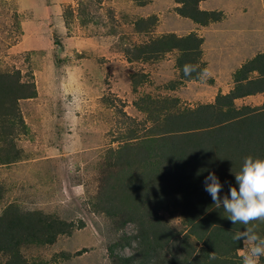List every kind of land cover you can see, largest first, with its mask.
Wrapping results in <instances>:
<instances>
[{
  "label": "rangeland",
  "instance_id": "1",
  "mask_svg": "<svg viewBox=\"0 0 264 264\" xmlns=\"http://www.w3.org/2000/svg\"><path fill=\"white\" fill-rule=\"evenodd\" d=\"M177 6L176 0L146 5L135 0H0V71L19 70L38 90L35 98L20 101L26 132L9 130L2 138L0 127V147L14 143L21 149L19 160L0 163V215L16 205L21 212L42 211L76 225L54 244L23 246L28 264H117L120 257L136 255L137 224L120 227L90 206L106 150L117 146L129 128L143 129L146 115L136 104L142 95L177 96L183 106L193 107L213 102L220 85L228 84L212 76L171 89L179 76L176 52L131 61L129 49L164 33L195 31L204 38L202 60L213 73L231 51L238 58L261 52L264 0H206L205 8L222 12L220 21L229 11L244 12L238 17L241 32L227 36L219 34V24L204 28L179 15ZM153 15L150 31L136 28L139 18ZM248 20L257 22V32H246ZM220 35L231 44L226 46ZM248 40L251 50L245 53ZM134 73L146 75L137 88ZM161 215L172 227L187 231L179 213ZM164 256L148 264H169ZM7 257L0 253V261Z\"/></svg>",
  "mask_w": 264,
  "mask_h": 264
},
{
  "label": "trees",
  "instance_id": "2",
  "mask_svg": "<svg viewBox=\"0 0 264 264\" xmlns=\"http://www.w3.org/2000/svg\"><path fill=\"white\" fill-rule=\"evenodd\" d=\"M151 1L135 0L138 5ZM176 1L179 15L202 26L222 18L221 11L202 9L204 0ZM155 22L154 15L141 17L136 28L150 31ZM203 43L204 38L195 31L185 35L168 32L134 45L128 50L132 52L128 58L147 61L176 52L179 76L170 87L175 89L178 84L198 80L195 73L185 77L183 66L205 68ZM145 77L144 73H134V87ZM234 83L213 102L193 107L183 106L177 96L139 97L136 104L146 115L143 129L129 128L117 146L106 150L98 191L90 201L94 212L106 215L120 227L127 223L138 226L134 235L138 253L120 257L117 264H148L163 253L169 256V264H242L239 251L243 242L232 237L246 226L232 224L223 208L214 205L204 190V179L214 172L223 185V197L230 185L237 186L234 174L240 171L245 157L264 159V103H236L239 98L264 94V51L235 71ZM37 95L36 83L24 81L19 70L0 71L2 138L9 130L19 134L27 131L20 101ZM0 152L1 164L21 157V149L14 143L0 147ZM165 211L179 213L187 231L168 224L161 215ZM249 226H255L258 235L264 237V223ZM75 228L73 221L37 210L21 212L16 205H9L0 215V253L8 256L0 264H28L23 246L54 244ZM260 264H264V257Z\"/></svg>",
  "mask_w": 264,
  "mask_h": 264
},
{
  "label": "clouds",
  "instance_id": "3",
  "mask_svg": "<svg viewBox=\"0 0 264 264\" xmlns=\"http://www.w3.org/2000/svg\"><path fill=\"white\" fill-rule=\"evenodd\" d=\"M206 82L212 78L210 68H200L199 65L185 64L183 75ZM236 185L229 186V191L223 197V185L214 172H210L204 179V190L211 196L217 207H222L228 214L232 224L246 227L233 235L234 241H242L246 251L241 253L242 264H260L264 257V237L258 235L254 222L264 223V159L247 156L242 167L234 174Z\"/></svg>",
  "mask_w": 264,
  "mask_h": 264
},
{
  "label": "crops",
  "instance_id": "4",
  "mask_svg": "<svg viewBox=\"0 0 264 264\" xmlns=\"http://www.w3.org/2000/svg\"><path fill=\"white\" fill-rule=\"evenodd\" d=\"M206 1V0H205ZM205 1H202L201 3H200V7L202 8V9H206V10H209L208 8H205L204 7V3H205ZM237 10V9H236ZM236 10H234V11H229V14L228 13H225V17H224V19L223 20H219V21H217V22H212V23H210L209 25H210V27L211 26H213L214 25V23H216V24H219V34H221V35H224V36H227V35H229V34H232V33H239V32H241V27H240V23L242 22V19H238V17L239 16H243L242 15V13H244L243 11H241L242 13H238L239 11H236ZM246 14V13H245ZM240 18H242V17H240ZM249 21V24H247L246 23V27L249 29V31H247V29H246V32L247 33H251L252 31H254L255 30V32H257L258 31V28H257V25H256V23L255 22H253V21H251V20H248ZM253 22V23H252ZM245 23H242V25H244ZM230 25V26H229ZM204 28H207V27H209L208 25H206V26H203ZM254 27L256 28V29H254ZM197 31L199 30V29H196ZM220 35V37H221V39L223 40V42L226 44V46H228V45H230V44H228L227 45V41H226V39L223 37V36H221ZM202 36V35H201ZM245 43V53L246 52H249L250 53V50H251V46H249V40L247 41V42H244ZM250 44H251V42H250ZM226 48V47H225ZM203 51H204V49H203ZM264 51V46L262 47V50H261V52H263ZM257 53H259V52H257ZM257 53H253L251 56H245L244 58L242 57V55L244 54V53H242V55H240V57L238 58V56L236 55L237 54V52H234V51H231V53L229 54V56L228 55H225V56H223V60L222 61H220V63H219V65L217 66V71L215 72V73H213V76H215L216 77V80L217 81H219V82H221V81H223V82H227L228 81V84L227 85H225L226 87H222L221 85H220V87L218 88V92H216V95L218 94V93H227V92H229L233 87H234V73H235V71L244 63V62H246L248 59H250V58H252L253 56H255ZM222 54V53H221ZM237 59H238V62H236V65L235 66H232L231 67V65L235 62V61H237ZM230 60H232V61H230ZM235 60V61H234ZM229 61H230V63H229ZM229 63V64H228ZM228 64V65H227ZM228 66H230V68L228 69L227 67ZM226 67V68H225ZM208 68V67H207ZM187 82V81H186ZM185 83V82H184ZM220 88H223V89H220ZM256 98H258V99H256ZM246 99H253V100H256V101H259V102H256L257 104H255V105H261V104H263L264 103V94L263 93H258V94H255V95H250V96H247V97H244V98H239V99H237V101L238 100H246ZM236 101V102H237ZM242 251H244L243 249H241L240 251H239V253L241 254L242 253Z\"/></svg>",
  "mask_w": 264,
  "mask_h": 264
},
{
  "label": "built area",
  "instance_id": "5",
  "mask_svg": "<svg viewBox=\"0 0 264 264\" xmlns=\"http://www.w3.org/2000/svg\"><path fill=\"white\" fill-rule=\"evenodd\" d=\"M242 249L245 250V247H243Z\"/></svg>",
  "mask_w": 264,
  "mask_h": 264
}]
</instances>
